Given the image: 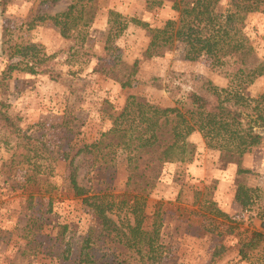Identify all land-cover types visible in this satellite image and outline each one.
<instances>
[{
  "label": "rangeland",
  "instance_id": "374dc122",
  "mask_svg": "<svg viewBox=\"0 0 264 264\" xmlns=\"http://www.w3.org/2000/svg\"><path fill=\"white\" fill-rule=\"evenodd\" d=\"M226 1L221 0L217 12L224 13ZM76 0H13L0 13V24L8 29L6 53L13 46L36 43L48 55V63L60 73L58 79L48 75H30L14 71L6 82L4 98L8 111L20 116L18 127L48 145L47 151L58 154L68 149V139L75 147L89 143L111 126L128 95L158 106H173L186 93L208 80L217 87H228L230 65L212 66L211 60L200 57L188 60L180 42L151 58L141 56L148 43L145 27L130 22L131 17L154 27L168 18H176L171 9L173 0H95L94 7L121 14L126 26L111 37V48L103 58L104 45L111 23L96 10L91 22L70 21L68 36L47 16L67 10ZM90 5V4H89ZM41 15H45L40 19ZM47 15V16H46ZM74 17L77 14H72ZM86 21V22H85ZM33 23L32 25L30 23ZM32 26V27H31ZM116 25L113 26V32ZM243 32L254 47L259 61H264V9L249 13ZM20 57L15 55L12 60ZM139 59L135 76L124 87L111 79L122 64ZM6 60L0 57V70ZM229 74V75H228ZM234 89L236 85L232 86ZM232 88V89H233ZM264 92V74L249 84L244 93L255 97ZM69 126V130L64 126ZM126 129H142L143 124L128 116L122 120ZM190 139L195 145L192 162H172L147 197L149 219L157 213L162 226L160 260L140 261L132 252L118 248L101 229L100 219L81 198L65 188L66 164H53L49 177L54 187L47 191L45 161L39 181L28 183L26 163H10L13 154L25 152V145L11 128H0V264H109L114 258L120 264H264V247L247 260L237 255L238 233L244 229H261L264 215V142L245 153L237 173L234 162L218 158V151L208 148L199 132ZM199 139V140H198ZM38 149V151H40ZM114 165L99 171L95 155L89 150L74 159L77 181L93 191L121 194L126 190V152L116 149ZM196 169L195 173L191 170ZM140 172L149 170L141 166ZM245 189L251 194L246 206L235 200V193ZM215 202L228 217L209 211L206 200ZM234 200L237 202L235 203ZM228 209V210H227ZM32 218L41 237L28 240L23 236ZM128 256V258L124 257ZM81 260V261H80ZM91 264V263H89Z\"/></svg>",
  "mask_w": 264,
  "mask_h": 264
},
{
  "label": "trees",
  "instance_id": "16d2710c",
  "mask_svg": "<svg viewBox=\"0 0 264 264\" xmlns=\"http://www.w3.org/2000/svg\"><path fill=\"white\" fill-rule=\"evenodd\" d=\"M94 1L76 0L67 10L46 16L59 26L63 36H68V31L73 27L70 21L82 19L85 15L84 20L91 22L96 10L101 15L105 14L107 23H111L104 45L105 58L111 48V37L119 34L126 25L119 21L120 13L112 9L104 12L93 6ZM220 1L173 0L171 9L177 12V17L165 19L161 25L154 27L133 17L128 20L145 27L148 43L141 53L142 57L162 55L174 42H180L184 46V57L188 60L206 57L211 60L212 66L230 65L228 87H217L205 80L199 88L191 89L183 99L177 100V104L163 107L133 94L128 95L106 131L89 143H82L80 147L70 143L69 138L68 149L58 154L46 152V143H41L43 150H40L41 147L37 146L39 139L29 136L18 127L21 118L8 111L9 105L4 98L6 81L14 71L58 79L60 73L48 65L54 56L46 54L36 43L15 44L13 51L7 54L5 45L8 29L0 24V57L6 60L0 70V128L13 129L25 145V152L13 154L10 163H26L29 171L25 174V180L33 184L39 181L37 175L42 174L40 162L45 161L46 178L43 181L49 192L54 187L47 177L53 174V164L57 161L66 164V191L81 198L93 210L110 241L118 248L132 252L140 261L155 262L162 256V222L157 213L149 219L146 212L147 197L166 164L193 161L195 145L188 140L193 131L200 133L208 148L218 151L221 161L228 164L234 162L237 173L248 171L239 167L242 156L264 142V92L255 97L244 93L249 84L264 74V61L258 60L254 47L242 30L249 13L264 9V0H227L224 13L216 10ZM12 2L0 0V13ZM74 12L77 14L75 17L72 15ZM44 16L39 18L43 19ZM17 54L20 57L13 61L12 58ZM138 62L139 59H135L132 63L122 64L117 73L112 72L111 79L124 87L126 80L137 73ZM233 85L237 87L234 89ZM128 116L138 119L144 127L137 130L123 128L122 120ZM64 126L69 130L67 123ZM116 149L126 152L127 178L123 193L115 195L101 190L93 191L91 184L87 188L78 183L74 159L80 152L90 150L99 162V171H103L114 165ZM141 166L149 170L148 175L140 172ZM234 196L242 206L251 200V194L245 189L238 190ZM206 203L209 211L216 216L228 217L215 202L209 199ZM34 223V219L30 218L24 228L23 236L28 242L30 238L35 241L41 237L36 231L40 226ZM238 235L236 253L240 260H247L256 250L263 249V229L244 228ZM81 260L93 264L87 253ZM122 261L126 262V259ZM122 261L114 258L109 264H120Z\"/></svg>",
  "mask_w": 264,
  "mask_h": 264
},
{
  "label": "crops",
  "instance_id": "0c3cea01",
  "mask_svg": "<svg viewBox=\"0 0 264 264\" xmlns=\"http://www.w3.org/2000/svg\"><path fill=\"white\" fill-rule=\"evenodd\" d=\"M192 137H193V138H196V135L193 134V132H192V134L190 135V139H192ZM198 140H199V139H198ZM196 162H197V160H196L195 162H192L191 166L194 167V165H196ZM195 171H196L195 168H193V170H191L192 173H195ZM234 202L237 203L235 200H234ZM221 210H222V209H221ZM227 210H228V209H227Z\"/></svg>",
  "mask_w": 264,
  "mask_h": 264
},
{
  "label": "water",
  "instance_id": "95a60500",
  "mask_svg": "<svg viewBox=\"0 0 264 264\" xmlns=\"http://www.w3.org/2000/svg\"><path fill=\"white\" fill-rule=\"evenodd\" d=\"M258 225H259V227H260L261 229L264 230V215H263L262 218L260 219Z\"/></svg>",
  "mask_w": 264,
  "mask_h": 264
}]
</instances>
